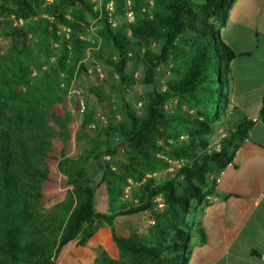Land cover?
I'll use <instances>...</instances> for the list:
<instances>
[{
	"label": "trees",
	"instance_id": "1",
	"mask_svg": "<svg viewBox=\"0 0 264 264\" xmlns=\"http://www.w3.org/2000/svg\"><path fill=\"white\" fill-rule=\"evenodd\" d=\"M104 1L96 10L89 0H0V17L14 12L24 21L10 28L16 44L0 51V264H56L69 245L86 246L102 225L110 229L117 253L96 246L92 264H188L189 218L210 205V176L231 162L230 150L251 126L243 118L218 152L208 151L204 135L211 122L226 116L230 62L248 55L235 53L219 37L218 25L235 0H134L129 34L110 21L123 15L128 1L114 0L111 14ZM91 21L96 42L82 38ZM98 68L106 73L103 79ZM139 71L146 96L137 108L139 98L128 92ZM98 80L117 93L120 119L112 94L94 84ZM71 83L90 93L77 126L71 115L77 99H67ZM184 105L194 115L182 111ZM98 112L107 123L91 129ZM258 116L264 121V99ZM54 138L62 143L57 155ZM74 142L81 151L65 154ZM157 170L160 182L146 176ZM98 173L96 189L104 185L108 198L101 212L92 187ZM49 183L53 194L57 183L66 191L47 211L43 189ZM158 204L165 209L155 214ZM131 215L155 219L150 243L114 234V220ZM193 232L204 241L200 222Z\"/></svg>",
	"mask_w": 264,
	"mask_h": 264
},
{
	"label": "crops",
	"instance_id": "2",
	"mask_svg": "<svg viewBox=\"0 0 264 264\" xmlns=\"http://www.w3.org/2000/svg\"><path fill=\"white\" fill-rule=\"evenodd\" d=\"M218 27L223 43L237 54H248L230 62L227 106L251 121L259 117L264 99V0H235L225 23ZM237 85L241 86L238 90ZM235 143L231 162L211 175L212 201L200 211L207 226L204 241L200 240L202 255L214 257L210 264H264V121L252 122L246 135ZM208 220L215 229L214 237ZM129 230L121 239L130 237ZM83 248L79 264H88L93 257Z\"/></svg>",
	"mask_w": 264,
	"mask_h": 264
},
{
	"label": "rangeland",
	"instance_id": "3",
	"mask_svg": "<svg viewBox=\"0 0 264 264\" xmlns=\"http://www.w3.org/2000/svg\"><path fill=\"white\" fill-rule=\"evenodd\" d=\"M94 9L96 10H101L103 8V5L105 3L104 0H89ZM128 4L127 7H131L132 4L135 2L134 0H127ZM144 3H148L149 5L153 4L154 0H141ZM142 11L147 13V14H151V11L149 10V8H147L146 6H141ZM132 10V9H131ZM133 11V10H132ZM134 13V20L133 22L136 20V16H135V12ZM17 15L12 12L9 14H6L4 17H1L0 20V51L2 53L7 52L8 49L11 48L12 45L16 44V39L13 36H10L9 31L13 28V27H21L24 24L20 25V26H15L14 22L16 21ZM117 23V26H121L124 28L125 32L129 34V25L131 23L127 22L126 18H125V11L123 13V15L118 18L117 20H115ZM93 21H91L89 30L87 35L82 36V38L89 40L90 42H96L99 41L96 38V34H95V30H94V23H92ZM11 28V29H10ZM62 31L67 32V30L65 28L62 29ZM127 34V35H128ZM86 56L88 57H92L91 53L89 51H86ZM162 69L165 70L164 66L162 67ZM90 72V69L88 70ZM36 70L32 69V75H36ZM104 76H106V73L102 72ZM140 71L134 73L133 78L136 80V85L133 87L132 90H130L128 93L131 95V97H138L139 99L137 100L138 103L136 104L137 108H140L139 103H143L144 99H145V90L143 88V86L140 84L139 82V76H140ZM136 75V76H135ZM226 81V79H224ZM95 85H100L102 87H104V92L108 93V94H112V102H113V110L115 111V115L118 114L117 112V108H118V100H117V93L112 91L107 84H105L102 81H95L94 82ZM239 88H241L240 85L236 86V89L238 90ZM83 95L86 98H90V93L85 89H82ZM68 97V96H67ZM73 102H75V99H72ZM177 101H174V104H176ZM76 106H72L71 107V115L74 118L75 124L76 126L80 124L82 117H80L79 115H77L76 110H75ZM216 108V107H215ZM254 110V109H253ZM182 111H184L185 113H188L189 115H194L195 110L192 108H189L187 105H184L182 108ZM256 112V111H255ZM106 116V115H104ZM107 118V116H106ZM241 115L238 113H235L233 111V109L229 108L228 106H226V116H221L220 119H215L213 122H211V130L209 133H207L205 136V138L208 140V151H211V149H213V147L217 144L220 143L222 139H224L225 137H228L229 134L231 132H233L235 130V125L241 121ZM97 122V121H96ZM49 123L52 125V122L49 120ZM95 122H92L91 124H93ZM99 123V122H97ZM90 125V124H89ZM88 125V126H89ZM224 134L226 135L224 138L221 139V135ZM53 146L54 149L56 150L55 154L57 155L59 153V151L62 149V143L57 139L54 138L53 139ZM77 144L74 142L73 146L67 150H65V154L72 156L77 154ZM81 151V148L78 150ZM116 159H123V157L121 155H118L116 157ZM49 162V160H48ZM172 162V161H171ZM48 167L49 170H53L54 169V165L52 163H48ZM169 170H171V168H169ZM165 171V170H164ZM90 173V172H89ZM147 177H157V181L160 182L162 176L161 173H159V171H154V173H147L146 175ZM62 178V176H59V178ZM99 175H96L92 178V187L93 189H96L97 183L99 182ZM211 177V176H210ZM58 178V179H59ZM129 185L132 186L134 185V182H132L131 180L128 181ZM54 183H49L48 184V188L43 189V194H44V207L45 209L48 211L49 209L52 208L53 203H56V200H54V197L58 196L59 193H64L65 195V191L66 189L62 188V186H59L57 183V191L55 192V194H53V192L49 191V189H53L54 188ZM100 188H97L95 190L94 193V206L95 209L99 212L104 211L107 207V203H108V198L106 195V188L104 185L99 184ZM165 207L163 205H156L153 208V213L155 214H159L162 213L164 211ZM200 209V208H199ZM146 219H144L145 222L142 221V217H140L139 215H131V216H124V217H119L117 218V221L115 223V225L113 226V232L114 234L119 238H121L124 234H126V232L129 230V228H131L129 230L130 232V236L133 238H136L142 242L145 243H150L152 236L149 234L150 230L154 229L155 224L154 218L151 217H145ZM196 222H200L202 225V228L204 230V233H206L207 231V226L205 224L204 221V217L202 215L201 212H198L197 215L195 217H190L189 221H188V226L190 227V229L192 230L191 233V237L189 240V251L186 254V258L188 260H190L191 264H210L214 257H212L211 255H208L206 258H203V244L200 242V238L199 236L196 235V233L193 232V229L195 228V224ZM135 227H138L139 230L134 229ZM149 227V229H148ZM208 228L210 229L211 235L212 237H214V231L215 229H212V226L208 220ZM149 230V231H148ZM110 234V229L105 226L102 225L100 228H98L96 230V232L90 237L88 238V242L86 244V246H84L83 249H85V252H91V256L89 255V257H93L92 259L90 258L88 260V264H92L94 258L96 257V252L94 251V247L99 246L101 247L106 253H109L110 255L115 256V254L117 253V249L115 247V243L112 240V237ZM109 235V236H108ZM123 238V237H122ZM212 247V246H211ZM82 248H80V246H76L74 244L69 245L67 247V249H65L60 257L58 259H56V264H79L82 262ZM211 249V248H208ZM67 252V254L64 256V253ZM67 256V258H66ZM84 256L87 257V255L84 254ZM84 264H87L84 262Z\"/></svg>",
	"mask_w": 264,
	"mask_h": 264
},
{
	"label": "built area",
	"instance_id": "4",
	"mask_svg": "<svg viewBox=\"0 0 264 264\" xmlns=\"http://www.w3.org/2000/svg\"><path fill=\"white\" fill-rule=\"evenodd\" d=\"M114 7H115L114 0H107L106 1L105 8H106L107 11L110 12V14L113 12ZM125 18H126L127 22H129V23L133 22V20H134V13H133V11L129 7H127V9L125 11ZM0 20H1V17H0ZM115 20H117L116 17H114V16L110 17L111 25L113 27H116L117 26V23H116ZM22 24H23V20L20 19V18H16V21L14 22V25L15 26H20ZM65 37L66 38L69 37L68 36V33H65ZM55 46H57V44H55ZM98 71L100 72L99 77L101 79H103L104 75L101 72L100 68H98ZM61 86H63V83L61 84ZM68 97H70V98L71 97H75L77 99V104H76L75 110H76L77 115H79L80 117H82L85 114L86 110H87V103H86V101L84 99V95H83V92H82L81 88H79L78 86H76L73 83H71L70 86H69V88H68ZM139 105H141V104L139 103ZM95 118H96V120L98 122H100L103 125H105L107 123L106 116H104L103 114H101L99 112L96 114V117ZM115 118L116 119H120L119 114H116L115 115ZM250 119H251V122H255V121H257L259 119V117L258 118H250ZM89 128L94 129L95 128V124L94 123L93 124H90L89 125ZM225 136L226 135L222 134L221 135V139L224 138ZM219 150H220V143H217L213 147V149H211V151H217V152ZM236 152H237V150H234V153H236ZM104 158L106 160H109L110 159L109 156H105ZM127 191H128V188L125 189V192L126 193H127ZM156 200L159 201V198H157ZM206 200L210 203L212 201V197L211 196H208L206 198ZM160 205H162V204H160Z\"/></svg>",
	"mask_w": 264,
	"mask_h": 264
}]
</instances>
